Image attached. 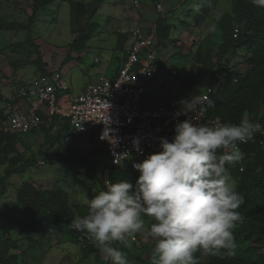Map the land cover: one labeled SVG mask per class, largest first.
Instances as JSON below:
<instances>
[{"label": "rangeland", "instance_id": "1", "mask_svg": "<svg viewBox=\"0 0 264 264\" xmlns=\"http://www.w3.org/2000/svg\"><path fill=\"white\" fill-rule=\"evenodd\" d=\"M69 1L91 2V0H54L45 9L36 13L34 23L30 27L31 34L23 29L14 30L6 26L0 27L1 115L5 98L11 96L10 92L13 91V87L17 88L23 83L26 85L28 80L41 74L44 76L43 61H46L49 67L59 69V66L65 61L64 58L69 51L68 44L71 40L76 42L72 48L76 50L79 46H83L85 55L80 57L77 54L76 64L72 66L66 61L57 74L72 85L74 92L81 91L87 83L93 82L99 77L94 68L98 67L97 65L105 64L106 76L113 73L115 58L124 54V50L120 52L118 48L122 45L125 48V45L129 44V41L124 43L122 39V35L127 40L130 38L127 33L128 29L125 30L127 26L124 28L120 25L125 22L128 26L131 24L132 20L129 15L134 10L133 0H102L97 6V12L92 17H89L90 14L82 17L79 23L69 8ZM138 1L139 3H148L147 0ZM168 1L169 5L176 3V0ZM203 1L205 0H197V4L192 5V2L187 0L180 4L179 9H174L168 15L169 35H171L172 42L162 43V48H166L165 52L168 53L166 54L167 59L159 64L154 80L161 79L162 84H165L167 88V85L173 86L172 94H176V90L173 89H180L181 84L187 78V70L190 66L188 51L195 49L192 42L197 43L201 39L203 42L204 38L207 39L209 36L211 46L218 43L216 20L227 11L230 1H220L219 6L215 5L204 21L201 20L197 24L194 20L201 11L198 6ZM186 9L191 11L184 19L188 24L182 22ZM180 13L183 15L181 16ZM30 14L29 0H0V20L6 24L26 25ZM190 29L199 30L200 34L193 33ZM121 30L123 33H119ZM189 33L192 35L189 36ZM119 36L120 41H118ZM29 37L34 40V46L30 45L29 41L27 42ZM20 42H25V44L21 46ZM205 43L204 41L203 44ZM37 46L41 49H38L40 54L35 48ZM158 55L159 51H157V57ZM248 56L250 57V53L240 49L239 55L231 61L230 69L243 72L247 68L246 59ZM95 57L98 58V62L94 61ZM171 69H176L178 75H173ZM187 81L182 86L186 85ZM208 82L209 79L204 76L194 87L202 89ZM263 112L264 104L262 103L260 113L263 114ZM59 123L47 127L49 129L47 134L56 135V130L60 129L59 125H62L61 122ZM94 135V133L83 134L70 141H63L62 137L57 140L48 137L40 129L19 140L25 144L17 143V152L24 158L29 157L32 152L37 154L39 151L55 158L52 161H45L42 168L34 166L23 174L13 172L4 183V188L0 184V238L5 240L10 236L12 242L11 244L10 241L8 242L10 252H19V261L22 264H107L110 260L108 254L97 243L92 242L93 246L90 247L88 255L84 257L86 254L84 243H74L66 238L63 232L56 229L51 228L46 232L34 230L25 223V216L21 215L17 220L12 219L9 211L5 208L8 202L16 200L18 191L23 184L28 183L42 189L55 188L64 193L69 206L74 211L73 219L80 218L78 207L84 209L87 214L88 205L85 203V199L94 198L95 192H98L101 187L100 177L103 170L112 168L107 154L94 155L86 159L88 150L94 146L91 143ZM99 147L101 146L99 145ZM14 153L10 152L8 158H12ZM80 158L83 160H79ZM142 161V158L133 154L125 159L124 164H137ZM7 164L0 165V176L5 175ZM144 221L149 227L151 218L145 216ZM39 239L41 244L37 243ZM142 239L144 242L149 240L144 236Z\"/></svg>", "mask_w": 264, "mask_h": 264}, {"label": "clouds", "instance_id": "2", "mask_svg": "<svg viewBox=\"0 0 264 264\" xmlns=\"http://www.w3.org/2000/svg\"><path fill=\"white\" fill-rule=\"evenodd\" d=\"M186 1L180 0V4ZM188 1L192 2V5L197 4V0ZM69 3L71 9V2L69 1ZM156 3L162 5L161 2H153L156 10L155 19L144 25L141 23L138 12L140 3L138 0H133L134 10L130 15L132 27L129 32L127 31L130 38L129 44L124 48L125 59L122 64L126 61L133 29L139 27L144 32H148L153 27L156 31V21L159 17L167 15L163 6L161 11L156 9ZM251 3L257 7H264V0H251ZM96 12L97 9L93 13L89 11L87 15L90 14L89 17H92ZM188 12L191 11L186 9L184 17L189 15ZM119 33L123 32L120 31ZM157 39L156 31V60ZM68 45L69 51L65 55L64 63L74 60L73 63L78 55L72 58V52L78 54L84 47L79 50L76 49V51L72 48L74 46L73 40ZM35 48L41 50L39 46ZM94 61L98 62L99 60L95 57ZM42 63L46 75L41 76V74L32 80H28L26 85L56 75L61 78L57 72L62 69L64 63L59 66L58 70L49 67L46 61ZM157 63L159 69L158 60ZM172 70L176 71L172 74L177 76L178 71L171 69V72ZM98 74L100 76L104 73ZM205 76L209 79L208 75ZM222 80L223 77L218 80V83H221ZM234 81H237L236 77H234ZM67 84L69 92L72 94L79 93L84 89L73 92L70 84ZM17 88L13 87V91L10 92L11 96L5 98L0 126L5 120V104L15 96L14 91ZM156 89L160 90L161 88ZM207 89H211V95L215 98L216 103V89L210 86L209 82L202 89H198L200 93L197 96ZM197 96H187L188 100L182 103H185L187 110L190 111H197V105H201L197 114L193 117V119L199 121L202 117L201 108L206 100H198L193 103L191 99ZM207 102L211 108L215 104L211 106L212 102L208 99ZM23 105L27 106V102L25 101ZM168 105L180 106L178 104ZM204 110L206 109L204 108ZM41 119V125L45 124L46 127L55 126L59 122L62 123V125H59L60 128L67 125L66 130L62 132L63 141H70L75 137L93 132L98 140L97 131L67 137L71 133L70 123L59 115H42ZM193 119H185L177 123L174 129L175 135L171 142L167 138H161L160 146L162 150L150 154L146 159H142V162L134 165L140 173L135 185L126 179H116L114 182L110 179L111 174L122 166L125 160L116 167L112 165L108 156L112 168L103 170L100 177L101 187L98 192H95L94 198L85 199V203L88 205L87 214L81 218L72 219L71 224L69 223L70 227L85 233L89 240L97 243L108 254L113 264H129L126 255L120 249L114 247L113 242H119L124 247H131L135 235L145 230L144 216L151 218L150 227L147 230L150 237L155 241V246L151 252V264H197L194 255L197 251L210 253L219 249L232 251L236 248L233 229L243 219L238 209L244 204V196L236 190L228 166L236 164L244 158V153L239 144L257 142L264 148V144L259 142L260 140L264 141V122H252L247 120V116H244V120L238 124L223 123L221 121L223 124L210 126L204 122L193 123ZM261 128L262 131L258 132ZM254 138L255 140H253ZM100 143L105 147L108 155L106 145ZM133 144L136 150L139 151L138 139H134ZM127 156L128 153L121 155L122 159L127 158ZM40 161L43 163L40 164ZM45 161L43 158H38L35 166L42 168ZM31 168L28 170H31ZM106 173L110 180L105 181L103 187V178ZM15 201L8 202L5 208ZM7 210L9 211V209ZM9 215L12 217L10 211Z\"/></svg>", "mask_w": 264, "mask_h": 264}, {"label": "trees", "instance_id": "3", "mask_svg": "<svg viewBox=\"0 0 264 264\" xmlns=\"http://www.w3.org/2000/svg\"><path fill=\"white\" fill-rule=\"evenodd\" d=\"M53 1L30 0L31 14L26 25L6 24L0 20V27L6 26L14 30L23 29L31 34L30 27L34 23L36 13L45 9ZM217 1H203L199 7L201 11L194 22L197 24L201 20L203 22ZM229 1L230 9L216 20L218 43L211 46L209 36L207 39L204 38L205 44L201 42L202 39L197 43L192 42L195 49L188 52L190 69L184 82L188 81L184 86H182L184 82L181 84L179 91L186 96H197L200 91L195 89L194 85L205 75H208L209 85L215 87V96L217 97L216 103L207 114L209 118H217L223 123L238 124L244 120V116H247L249 121L264 122V112L260 113V106L262 103L264 104V7L254 6L251 0ZM100 2L102 0H92L90 3L71 2V10L75 18L78 19V23L82 16L87 15L89 11L95 12ZM184 19L185 17L182 22L188 24ZM168 22L167 15L159 17L156 21L158 40L170 39V22ZM235 28L238 29V33L234 36ZM28 41L30 45L34 46L32 38L29 37ZM73 43L75 45V40ZM20 44L22 46L25 42H20ZM81 47L83 46H79L78 50ZM240 49L250 53V57L248 56L246 59L247 68L243 72L230 69L231 61L239 55ZM45 73L44 75H46ZM221 77L223 80L218 83ZM234 77L237 78V81H234ZM39 128L48 137L57 140L62 137V132L66 130L67 125L56 130V135L47 134L49 129L45 124ZM40 129H34L27 133H10L0 130V165L8 163L5 175L0 176V184L3 188L5 187L4 183L13 172L24 173L36 165L38 158H43L46 161L55 159L54 156L43 151H39L37 154L32 152L27 158L17 152L19 140ZM94 136L91 142L94 146L88 150L86 159L94 155L106 154L105 147L97 140L96 134ZM20 143L25 144L24 142ZM240 149L244 153L242 161L228 166L236 190L244 196V204L238 209L243 219L233 229L236 248L232 251L219 249L210 253L197 251L194 254L197 264H264V148L257 142H248L241 144ZM10 152H15L12 158H8ZM134 165L123 164L111 174L110 179L113 182L116 179H126L135 185L140 173ZM241 167L242 169H240ZM6 209H9L13 219H19L21 215L25 216V223L34 230L46 232L51 228L56 229L63 232L65 237L72 242L84 243L86 252L84 257L88 255L90 247L94 244L85 233L69 226L75 214L67 202V196L58 189H42L25 183L18 191L16 201ZM77 211L80 218L86 215L82 208L78 207ZM149 227L145 223V230L135 235L131 247H124L119 242H113V246L126 255L129 264H151V252L155 241L149 235L147 230ZM143 236L149 240L144 242ZM9 241L10 236L5 240L0 238V264H22L19 261V252L14 254L10 252L9 243L12 242ZM37 243L41 244L40 239L37 240ZM107 264H113L111 258Z\"/></svg>", "mask_w": 264, "mask_h": 264}, {"label": "built area", "instance_id": "4", "mask_svg": "<svg viewBox=\"0 0 264 264\" xmlns=\"http://www.w3.org/2000/svg\"><path fill=\"white\" fill-rule=\"evenodd\" d=\"M156 9L161 11L162 5L156 3ZM233 33L235 36L238 29ZM157 71L156 31L153 27L148 32L136 27L132 31L126 61L114 76L102 74L76 94L70 93L68 84L57 75L21 85L5 104V120L0 130L25 133L40 127L42 115H59L70 123L71 133L67 137L97 131L98 140L106 145L112 165L118 167L126 159L121 157L124 153L146 159L162 150L161 138L171 142L175 125L193 119L201 107L197 105V111H190L187 107L168 105L163 90L149 87ZM211 93V89H207L191 99L193 103L206 100L201 108V119H193V123L223 124L207 116L211 108L207 99L212 102L211 106L215 103ZM25 101L27 106L23 105ZM261 131L262 128L258 132ZM134 139L139 141V151L134 147ZM259 142L264 144L263 140ZM109 180L106 173L103 187Z\"/></svg>", "mask_w": 264, "mask_h": 264}, {"label": "crops", "instance_id": "5", "mask_svg": "<svg viewBox=\"0 0 264 264\" xmlns=\"http://www.w3.org/2000/svg\"><path fill=\"white\" fill-rule=\"evenodd\" d=\"M147 1H148V3H140V7L138 9L139 17L141 19V23H143L144 25H146V24L150 23L151 21H153L155 19V17H156V10L154 8L153 2H157V1L158 2H161L162 3V6H163V8L165 10V12L167 13V15H169L170 12H172L174 9H176V8L179 9L178 6H180V0H176V3L175 4H170V5H169V1L168 0H147ZM220 1H222V0H218L217 1V4H216L217 6H219V2ZM225 1H228L229 2V0H225ZM229 8H230V5L228 6V9L227 10H229ZM180 15H183V14H180ZM129 17H130V15H129ZM130 19H131V17H130ZM126 26H127V28H126ZM120 27L126 28L125 30L128 29L127 31L129 32L130 29H131V27H132V21H131V24L129 26L125 22V23H123V25H120ZM190 30L193 33H196L197 32L198 34H200L199 33V30H194V29H190ZM191 35L192 34L189 33V36H191ZM122 39L124 40V43H126V42L129 41V39L127 40V38L124 35H122ZM170 39H172L171 38V35H170ZM170 39L169 40L168 39L167 40H158L157 39V45H158L157 51H159V55L157 57V60L159 61V64L167 59L166 54H168L167 51L165 52L166 48H162L163 47L162 43H166V42L171 43L172 40H170ZM118 49H119L120 52L122 50H124L123 45H122V47H119ZM83 50H81L80 53H78L80 55V57L83 56V55H85V50L84 51ZM169 50H171V49H169ZM76 55H77V52H74V53L71 54L72 58L76 57ZM124 59H125V51H124V54L123 55H120L119 58H115L116 62H115L114 71H113V73L110 76H113L116 73L118 66H120L122 64V62H123ZM72 61H74V60H72ZM72 61H70V62H72ZM75 64L76 63L73 62V63L70 64V66L75 65ZM97 66L98 67H94L96 69L95 72H98L100 74L101 73H104L106 75V72H105V64L103 66H101V64L100 65H97ZM154 78L150 82L151 83L150 88H154L155 87V88H161V89H163V91L165 93L166 101H167L168 104H178L183 109L186 108V104L185 103H182V102H185V101L188 100V97L186 96V94H184L185 96L183 94H181L180 91H179V88L173 89V90H176V94H172L171 91H172V87L173 86L167 85L168 86V88H167V87H165L166 86L165 84L164 85L162 84V80L161 79L154 80ZM70 86L72 88V85L71 84H70ZM72 91H73V89H72Z\"/></svg>", "mask_w": 264, "mask_h": 264}]
</instances>
